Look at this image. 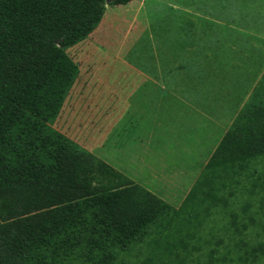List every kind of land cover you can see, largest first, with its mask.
Returning <instances> with one entry per match:
<instances>
[{
  "label": "trees",
  "instance_id": "trees-1",
  "mask_svg": "<svg viewBox=\"0 0 264 264\" xmlns=\"http://www.w3.org/2000/svg\"><path fill=\"white\" fill-rule=\"evenodd\" d=\"M107 1L0 0V264H264V72L178 208L52 127Z\"/></svg>",
  "mask_w": 264,
  "mask_h": 264
},
{
  "label": "rangeland",
  "instance_id": "rangeland-1",
  "mask_svg": "<svg viewBox=\"0 0 264 264\" xmlns=\"http://www.w3.org/2000/svg\"><path fill=\"white\" fill-rule=\"evenodd\" d=\"M66 53L79 73L52 127L178 208L264 72V0L106 6Z\"/></svg>",
  "mask_w": 264,
  "mask_h": 264
},
{
  "label": "crops",
  "instance_id": "crops-1",
  "mask_svg": "<svg viewBox=\"0 0 264 264\" xmlns=\"http://www.w3.org/2000/svg\"><path fill=\"white\" fill-rule=\"evenodd\" d=\"M252 89H253V88H252ZM251 91H252V90H251ZM250 93H251V92H250ZM249 95H250V94H249ZM247 96H248V95H247ZM245 101H246V99H245ZM245 101H244V102H245ZM243 104H244V103H243ZM243 104H242V105H243ZM242 105H241V107H242ZM241 107H240V108H241ZM238 111H239V109H238ZM235 116H236V114L232 117V119L230 120V122L228 123L227 126H223L224 128H221V129H223V130H222V134H221V137L219 138L218 142L220 141V139L222 138V136L224 135V133L226 132V130L228 129V127L230 126V124L232 123V121H233V119L235 118ZM210 122H211L210 124H211V125H212V124L215 125L216 128H220V126L222 125V124L220 123L219 120H216V119H215V116H213V117L211 118V121H210ZM211 128H212V126H211ZM212 129H213V128H212ZM218 142L216 143V146H217ZM216 146L214 147V149L216 148ZM214 149H213V151H214ZM213 151H212V152H213ZM212 152H211V154H212ZM211 154H210V155H211ZM210 155H209V157H210ZM209 157H208V159H209ZM205 164H206V163H205ZM205 164H204V165H205ZM203 167H204V166H203ZM203 167H202V169H203ZM202 169H201V171H202ZM200 173H201V172H200ZM192 185H193V184H192ZM192 185H191V186H192ZM190 188H191V187H190ZM190 188H189V190H190ZM189 190H188V191H189ZM158 197H159V196H158ZM159 198H161V197H159ZM161 199H162V198H161ZM163 200H164V199H163ZM181 203H182V202H181ZM179 206H180V205H179Z\"/></svg>",
  "mask_w": 264,
  "mask_h": 264
},
{
  "label": "water",
  "instance_id": "water-1",
  "mask_svg": "<svg viewBox=\"0 0 264 264\" xmlns=\"http://www.w3.org/2000/svg\"><path fill=\"white\" fill-rule=\"evenodd\" d=\"M108 5H109V1L106 2V6H108Z\"/></svg>",
  "mask_w": 264,
  "mask_h": 264
}]
</instances>
